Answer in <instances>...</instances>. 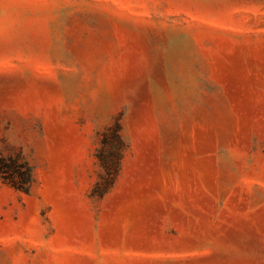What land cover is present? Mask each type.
Instances as JSON below:
<instances>
[{"label":"rangeland","instance_id":"1","mask_svg":"<svg viewBox=\"0 0 264 264\" xmlns=\"http://www.w3.org/2000/svg\"><path fill=\"white\" fill-rule=\"evenodd\" d=\"M0 154V264H264V0H0Z\"/></svg>","mask_w":264,"mask_h":264},{"label":"trees","instance_id":"2","mask_svg":"<svg viewBox=\"0 0 264 264\" xmlns=\"http://www.w3.org/2000/svg\"><path fill=\"white\" fill-rule=\"evenodd\" d=\"M119 160L118 157L114 166ZM104 166L110 168L108 161H104ZM0 177L5 183L25 193L30 192L34 183L33 167L20 154H0Z\"/></svg>","mask_w":264,"mask_h":264}]
</instances>
